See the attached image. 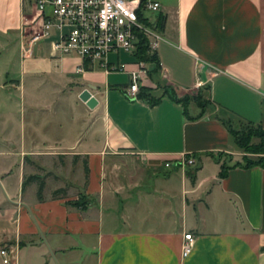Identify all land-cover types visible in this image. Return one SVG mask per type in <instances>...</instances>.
<instances>
[{
    "label": "crops",
    "instance_id": "1",
    "mask_svg": "<svg viewBox=\"0 0 264 264\" xmlns=\"http://www.w3.org/2000/svg\"><path fill=\"white\" fill-rule=\"evenodd\" d=\"M156 1L151 103L125 95L133 54L109 53V70L61 54L57 28L33 38L32 0H0V128L14 127L0 132V244L16 264H264V168L233 166L242 152L226 125L264 129V0ZM165 90L207 103L187 118ZM183 154L196 163L179 165ZM30 174L44 177L42 200L36 182L23 187ZM79 194L84 207L66 204Z\"/></svg>",
    "mask_w": 264,
    "mask_h": 264
},
{
    "label": "built area",
    "instance_id": "2",
    "mask_svg": "<svg viewBox=\"0 0 264 264\" xmlns=\"http://www.w3.org/2000/svg\"><path fill=\"white\" fill-rule=\"evenodd\" d=\"M36 13L31 20L37 22L33 38L47 36L51 28L60 33L52 47L61 54H76L90 65L106 70L107 56L111 52L134 53L139 36L146 37L148 51H156L162 34L155 26V16L160 10L156 0H32ZM147 66L137 61V68L129 71V85L126 97L135 99L144 79ZM192 154H183L179 165H194ZM165 167L170 164L166 162ZM194 237L184 232L182 257L192 250ZM0 259L3 264H16V247L10 243L0 245Z\"/></svg>",
    "mask_w": 264,
    "mask_h": 264
},
{
    "label": "trees",
    "instance_id": "3",
    "mask_svg": "<svg viewBox=\"0 0 264 264\" xmlns=\"http://www.w3.org/2000/svg\"><path fill=\"white\" fill-rule=\"evenodd\" d=\"M165 23V17L162 14H157L155 16V22L154 26L155 28L161 32L164 28ZM134 57L137 61H143L147 65V75L151 77V74L155 71H157L159 67V62L156 56V52L150 53L148 51V41L146 37L140 35L137 43L136 50L133 53ZM151 66V68H149ZM208 88V87H207ZM151 88L147 86H140L139 91L137 93L138 97H146L148 98L151 103H156L159 98L155 97L150 93ZM164 93L168 94L171 98H173L176 102H178L183 109V113L188 117V105L189 103L196 102L200 107H204L207 103V100L203 98V95L198 94L197 96H181L178 97L173 91L165 90ZM226 124V123H225ZM250 125V129L246 132L244 130H238L239 128L232 127L229 124L227 125V129L229 130V133L231 137L233 138V141L237 148L239 150H242L244 153L241 157V162H235L233 163V166H236L238 164L242 165L243 167H251V166H260L264 168V129L259 125L255 124L251 121H246L244 123H241V126L243 125ZM247 153H251L252 156H250ZM218 160V159H217ZM231 166H228L225 161H223L220 164V170L218 172L219 177H223L227 169ZM198 169V166L194 167V171ZM84 170L85 174L87 175V164L86 161H84ZM31 182L37 183V198L39 200H42V190L44 186V177L40 176L39 174H30L28 176H25L23 179V187ZM59 194H65V190L62 188H59L55 190L52 193L53 197H56ZM86 201L84 200L82 195H79L78 200H72L67 201V205H71L77 208H82L86 205Z\"/></svg>",
    "mask_w": 264,
    "mask_h": 264
},
{
    "label": "rangeland",
    "instance_id": "4",
    "mask_svg": "<svg viewBox=\"0 0 264 264\" xmlns=\"http://www.w3.org/2000/svg\"><path fill=\"white\" fill-rule=\"evenodd\" d=\"M17 46L14 44V43H11L10 44V46L8 47V51L6 52V54L7 55H9L10 56V58H11V61L8 63L9 65H8V69H7V71L8 72H10V74L12 75V73L13 72H15V71H17L18 70V64H16V60H15V58H17L18 59V51H17ZM16 64V65H15ZM147 66V65H146ZM2 91H4V90H2ZM198 94H200L199 93V91H197V92H190V91H186V92H184V93H182L180 96H178V97H181V96H197ZM12 105V104H11ZM205 107V106H204ZM11 113L14 115V111H13V109H11ZM234 127V126H233ZM250 127H252V126H250V125H247V124H245V125H243V126H241V124H238V125H236V128H239L238 130H244V132H246V131H248L249 129H250ZM6 130V131H8L9 133H14V127H13V124H11V126H9V128H0V132L1 131H3V130ZM241 152H242V150H240ZM244 153L242 152V155H243ZM247 154H249V153H247ZM250 156H252V154L250 153L249 154ZM242 157V156H241ZM43 173V172H42ZM71 190H73V189H71ZM77 190H74V192H76ZM80 195V194H79ZM82 195V194H81ZM78 198H79V196L77 197V199H75V200H78ZM1 244H3V243H1ZM0 244V245H1Z\"/></svg>",
    "mask_w": 264,
    "mask_h": 264
},
{
    "label": "water",
    "instance_id": "5",
    "mask_svg": "<svg viewBox=\"0 0 264 264\" xmlns=\"http://www.w3.org/2000/svg\"><path fill=\"white\" fill-rule=\"evenodd\" d=\"M85 93H86V96H87V98L85 99L87 101V103L92 102L93 100H92V97L90 96V94L88 92H85Z\"/></svg>",
    "mask_w": 264,
    "mask_h": 264
}]
</instances>
